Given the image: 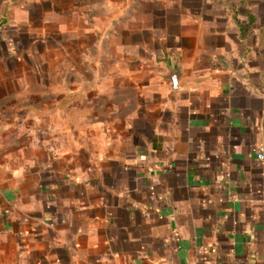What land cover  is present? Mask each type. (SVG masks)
<instances>
[{
    "label": "crops",
    "instance_id": "crops-1",
    "mask_svg": "<svg viewBox=\"0 0 264 264\" xmlns=\"http://www.w3.org/2000/svg\"><path fill=\"white\" fill-rule=\"evenodd\" d=\"M119 1L0 0V68L74 49L57 139L0 71V264H264V0Z\"/></svg>",
    "mask_w": 264,
    "mask_h": 264
},
{
    "label": "rangeland",
    "instance_id": "rangeland-1",
    "mask_svg": "<svg viewBox=\"0 0 264 264\" xmlns=\"http://www.w3.org/2000/svg\"><path fill=\"white\" fill-rule=\"evenodd\" d=\"M133 2V0H130ZM118 2H120L118 0ZM261 13L264 14V7L261 10ZM98 16L102 15V11H98ZM73 37V36H72ZM57 33H51L50 34V48H49V54L50 57H55L54 60H50V63H42V55L43 50L41 48H36L33 52L34 55H32L30 61L23 60L22 62H19L15 65H3V68H0V71L2 69L3 73H26L27 79H25L24 76H20L19 79H16L14 81H10L8 79H2L1 82L3 83V87H7L12 84V86L16 89H24L28 88V96L19 95L17 97H8L10 101L13 103L16 101L19 105H28V110L20 111L18 113V120L23 121L26 119H29L30 116L33 117V135L35 139L41 138V121L44 120V129H45V121L48 120L47 125L49 124V130L51 139H57V131L59 128L57 127L58 124V115L60 114L58 112V103L61 102V97L59 96V92H63L64 90L70 89V87H73L69 83H60L57 80L58 73H69V71L73 70L74 65L73 64H60L58 60H56V57L60 55L65 54V52L70 51L71 55L74 54L73 49V38L69 39V42L67 41L66 44L70 45V49L64 50L59 49L57 47ZM45 50V49H44ZM44 54L46 51H44ZM46 75V76H44ZM6 77V76H5ZM47 77V78H46ZM46 78V79H45ZM61 80V79H60ZM82 87L88 88V80H85L81 83ZM80 86V85H78ZM61 87H64L63 89ZM25 93V92H23ZM63 98V97H62ZM66 103L72 102L74 100V96H66ZM85 99V97H83ZM82 98V102L85 103L84 99ZM15 100V101H14ZM71 100V101H70ZM69 101V102H68ZM9 103V100L6 102ZM47 105L48 108H47ZM7 118L11 116V112H7ZM47 119V120H45ZM54 137V138H53ZM57 144H55L56 146ZM52 146V145H51Z\"/></svg>",
    "mask_w": 264,
    "mask_h": 264
},
{
    "label": "water",
    "instance_id": "water-1",
    "mask_svg": "<svg viewBox=\"0 0 264 264\" xmlns=\"http://www.w3.org/2000/svg\"><path fill=\"white\" fill-rule=\"evenodd\" d=\"M173 84L174 86L177 84L178 80H179V74L177 72H175L171 77L168 78Z\"/></svg>",
    "mask_w": 264,
    "mask_h": 264
},
{
    "label": "trees",
    "instance_id": "trees-1",
    "mask_svg": "<svg viewBox=\"0 0 264 264\" xmlns=\"http://www.w3.org/2000/svg\"><path fill=\"white\" fill-rule=\"evenodd\" d=\"M248 17H249V16H248ZM249 20H250V21H249ZM253 21H254V20H253V17H249V18H248V21L242 19V20L239 21V22H240L241 25H246L247 22H249V24H251ZM247 25H248V24H247ZM262 33H263L262 36H264V31H263Z\"/></svg>",
    "mask_w": 264,
    "mask_h": 264
}]
</instances>
